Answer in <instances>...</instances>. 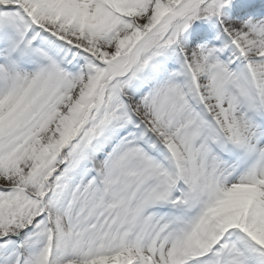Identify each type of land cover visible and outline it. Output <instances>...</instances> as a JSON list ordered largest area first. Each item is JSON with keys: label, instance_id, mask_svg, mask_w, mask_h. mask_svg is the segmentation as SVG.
<instances>
[{"label": "snow or ice", "instance_id": "snow-or-ice-1", "mask_svg": "<svg viewBox=\"0 0 264 264\" xmlns=\"http://www.w3.org/2000/svg\"><path fill=\"white\" fill-rule=\"evenodd\" d=\"M0 264H264V0H0Z\"/></svg>", "mask_w": 264, "mask_h": 264}]
</instances>
